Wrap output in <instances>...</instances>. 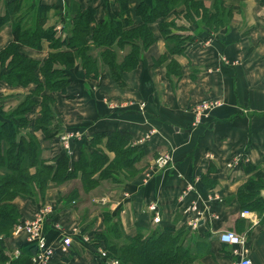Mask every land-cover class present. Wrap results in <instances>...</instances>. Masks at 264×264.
<instances>
[{"label": "crops", "instance_id": "0c3cea01", "mask_svg": "<svg viewBox=\"0 0 264 264\" xmlns=\"http://www.w3.org/2000/svg\"><path fill=\"white\" fill-rule=\"evenodd\" d=\"M11 1L14 0H0V14L4 3ZM39 1L55 7L49 13L47 25L54 24L57 34L63 33V23L69 15L67 8L73 2L81 8L91 5L96 20L112 17L119 11L117 0ZM141 1L152 2L128 0L134 24L140 23L135 8ZM210 1L204 0V4L209 6ZM241 2V10L227 24L215 29L187 23L169 13L165 19L185 25L179 31L192 36L178 54L167 52L159 20L150 24L156 43L142 52L133 69L124 72L122 85L103 65L98 48L92 50L97 59L96 76H85L79 63L67 71L66 91L52 95L61 125L75 134L72 158H77L85 137L107 129L129 132L132 143L144 155L136 162L139 168L136 175L119 184L102 181L97 189L85 194L91 196L86 203L65 205L61 199H55V190L62 192L65 185L63 189H48L42 202L15 199L22 222L33 219L44 204L51 207L43 226L47 241L55 249L49 264H97L96 252L89 242L93 232L105 229L103 210L118 218L125 234H145L164 225L185 226L189 231L187 244L194 252L198 251L194 264H229L239 258L229 244L218 238L221 230L231 229L245 237L241 251L245 247L244 254L252 264H264V220L253 210L241 215L242 209L236 200L238 187L248 177L244 167H264V2ZM12 39L11 26L5 24L0 29V50ZM49 50L46 40L39 48L20 45L21 53L40 61ZM124 52L120 50L119 54ZM161 55H166V59L154 63ZM171 59L179 63L178 77L167 73L166 66ZM2 70L0 65V74ZM37 75L41 80L39 71ZM32 87V83L13 86L0 78V102L4 109L14 106L18 102L14 98ZM207 98L219 99L222 104L195 125L190 107ZM39 109L37 104L29 116L33 117ZM151 129L155 132L140 142ZM165 152L172 154L171 165L153 170L148 178L144 176L152 160ZM187 183L193 187L181 199ZM260 192L264 196V188ZM192 199L198 200L204 214L191 229L182 210ZM151 201L157 203L158 222L152 220L154 213L145 209ZM88 205L92 206L91 223L84 224L80 208L86 209ZM63 234H70L73 239L67 252L60 250ZM85 236L88 243L83 240ZM32 247L24 230H13L6 239L7 260L3 264H34Z\"/></svg>", "mask_w": 264, "mask_h": 264}, {"label": "trees", "instance_id": "16d2710c", "mask_svg": "<svg viewBox=\"0 0 264 264\" xmlns=\"http://www.w3.org/2000/svg\"><path fill=\"white\" fill-rule=\"evenodd\" d=\"M119 11L112 17L96 20L91 5L84 8L75 2L68 8L64 32L57 34L55 25L47 19L54 6L39 0H14L4 3L0 14V29L10 24L13 39L0 50V78L13 86L33 85L18 98V102L4 109L0 102V264L7 260L4 253L7 236L21 223L16 198L44 201L50 188L75 180L70 190L64 192V204L74 202L83 192L89 194L102 181L113 184L127 180L137 174L136 166L143 151L132 143V136L124 130L107 129L85 137L79 145L78 156L73 159L60 149L51 152L43 147V141H58L63 131L61 119L57 117L55 98L52 93L65 92L69 83L67 71L76 63L85 76L97 75L99 57L118 84L123 83L124 72L133 69L142 52L156 43L150 24L158 21L159 31L170 54L181 53L192 40L189 33L180 32L185 25L175 20H166L169 13L182 17L187 23H196L205 29H215L227 24L236 11L241 10V0H152L141 1L135 8L140 23L134 24L128 0H117ZM264 2V0H262ZM43 40L48 42L49 52L42 61L30 58L20 51V45L39 48ZM120 50L124 54H119ZM166 55L158 56L154 63H161ZM167 73L180 75L179 63L171 59ZM40 72L42 79L37 75ZM40 105L33 117L30 111ZM73 151V147H72ZM112 153V156L109 155ZM247 179L238 187L236 197L240 209L257 212L264 220V167L247 165ZM105 229L93 232L89 244L96 252L97 264H194L198 251H193L186 242L189 231L185 226L164 225L147 233L122 232L118 218L107 210L103 214ZM105 250V256L97 248Z\"/></svg>", "mask_w": 264, "mask_h": 264}, {"label": "built area", "instance_id": "2783aa9c", "mask_svg": "<svg viewBox=\"0 0 264 264\" xmlns=\"http://www.w3.org/2000/svg\"><path fill=\"white\" fill-rule=\"evenodd\" d=\"M222 104L221 100L214 98H207L197 101L190 107L193 113V123L196 125L202 121V118L208 116L210 111ZM155 132L154 129L148 131V133L144 134L145 136L140 138L139 141H144L146 138ZM75 134L73 132H65L61 134L60 144L66 150L65 152L72 154V148H70V142L74 140ZM171 160H173L171 152H165L156 156L152 163L148 166V170L144 176L147 178L152 174L153 170H160L166 166L171 164ZM193 187L192 183H187L185 189L182 191L181 199L185 196L188 190H191ZM145 209L153 212L152 220L154 222H158L160 220L159 210L157 203L154 201L148 202L145 205ZM51 212V207L49 204H44L42 207L38 209L35 214V217L31 220L24 221L18 223L14 231L18 232L20 230H24L27 236V240L32 242V255L31 259L34 264H49L53 254L54 247L49 244L47 241L46 235L43 231V226L45 223V219L48 214ZM183 214L186 216L187 226L191 229L197 226L198 220L203 217L204 209L198 207V200L192 199L189 201L188 205L185 206L182 210ZM248 209L241 210V215L249 214ZM210 216L216 217L214 214H210ZM218 238L221 242L229 244L231 246V251L234 255H240L239 258L233 259L229 264H252L250 257L244 254L247 251L244 247L243 251H241L243 244L245 243V237L231 229H223L219 232ZM85 242L88 241V237H83ZM72 237L70 234H63L61 240L60 250L62 252H67L69 247L72 244ZM88 243V242H87ZM18 253V250L16 251ZM97 253L104 257L105 250L101 247H98ZM241 253L243 255L241 256ZM109 264H116L117 260L113 258L107 259Z\"/></svg>", "mask_w": 264, "mask_h": 264}, {"label": "rangeland", "instance_id": "374dc122", "mask_svg": "<svg viewBox=\"0 0 264 264\" xmlns=\"http://www.w3.org/2000/svg\"><path fill=\"white\" fill-rule=\"evenodd\" d=\"M64 30H65V28H64V25H63V32H64ZM185 34L187 33V32H184ZM18 98H20V97H18ZM18 98H14V99H18ZM10 100H13V98L12 99H10ZM54 111H56L57 112V110H56V106H55V109H54ZM59 114L57 115V117H58V119H59ZM65 132H71V131H67V130H64V128H63V131L62 132H60L59 133V137H58V141L57 142H55V141H52V140H50V141H47V143H46V145H45V143H43L42 142V146L45 148L46 146L47 147H51V152H48L47 150H45L44 152H45V155H49V154H51V153H54L53 155H55L60 149H63V151L65 152L66 150L61 146V144H60V137H61V134H63V133H65ZM66 154L70 157V159H71V156H73V154H69V153H67L66 152ZM171 165V164H170ZM167 167V166H166ZM165 168V167H164ZM69 182V181H68ZM74 184H77L76 183V181L75 180H72L71 181V183H62V185H60L58 188L60 189V188H62L63 189V185H65V188H64V190L61 192L60 190H59V192H61L60 194H65L64 192H67L68 190H70V188L74 185ZM58 191H56L55 190V194H54V197H55V199L57 198V200L58 199H61V202H63L62 201V195L60 196L59 195V193H57ZM82 198H84L83 200H82ZM91 198V196L90 197H88V196H86L83 192H82V195H78L77 196V198L74 200V202H72V201H70V203H67V204H65V205H75V204H77V203H82V202H84V203H86L87 201H89V199ZM77 202V203H76ZM87 206V205H86ZM85 207H81L80 208V212H81V216H82V220H83V223L84 224H90L91 223V217H89L90 215L89 214H91V210H92V206H90V205H88V207H86V209H84ZM105 211L107 212V210H103V212H102V215L105 213ZM110 215H111V213H110ZM112 216V215H111ZM114 219H115V217H114ZM98 249V248H97ZM96 249V250H97Z\"/></svg>", "mask_w": 264, "mask_h": 264}, {"label": "water", "instance_id": "95a60500", "mask_svg": "<svg viewBox=\"0 0 264 264\" xmlns=\"http://www.w3.org/2000/svg\"><path fill=\"white\" fill-rule=\"evenodd\" d=\"M72 146H73V141L70 142V148H72Z\"/></svg>", "mask_w": 264, "mask_h": 264}]
</instances>
